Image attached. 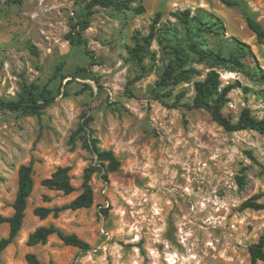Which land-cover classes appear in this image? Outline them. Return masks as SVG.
I'll list each match as a JSON object with an SVG mask.
<instances>
[{"label": "rangeland", "instance_id": "rangeland-1", "mask_svg": "<svg viewBox=\"0 0 264 264\" xmlns=\"http://www.w3.org/2000/svg\"><path fill=\"white\" fill-rule=\"evenodd\" d=\"M86 1L0 3V101L17 99L23 83L55 94L39 116L10 111L0 102L1 216L14 212L21 165L32 164L34 181L21 229L1 252L0 264H29L28 253L53 264H251L248 248L264 235V207L241 203L258 194L255 201L264 205V136L250 129L227 131L205 109L172 104L182 90V101H190L193 82L215 70L221 87L238 84L227 94L224 115L236 121L249 108L264 118V84L248 73L254 60L240 55L245 70H238L191 54L188 66L197 72L188 81L167 87L157 81L172 45H189L190 33L179 18L186 9L189 18L197 17L190 35H197L201 49L237 55L235 37L249 45L264 73V45L257 43L242 10L221 0H134L130 9L95 7L82 31L84 42L71 43L68 35L78 30ZM240 1L264 27V0ZM198 8L220 17L222 29L198 18ZM156 13L160 19L154 24ZM200 21L207 23L202 30ZM152 25V54L141 68L129 60L127 47L148 35ZM86 118L89 126L80 131ZM91 139L119 159L116 171L97 161L88 147ZM65 166L73 192L41 185ZM90 166L96 167L90 207L45 218L34 214L36 207L70 203L82 192ZM49 225L76 234L90 249L65 245L57 232L44 243H27L37 227ZM8 231L7 223L0 225V237Z\"/></svg>", "mask_w": 264, "mask_h": 264}, {"label": "trees", "instance_id": "trees-1", "mask_svg": "<svg viewBox=\"0 0 264 264\" xmlns=\"http://www.w3.org/2000/svg\"><path fill=\"white\" fill-rule=\"evenodd\" d=\"M24 0H0V3L5 5L21 4ZM134 0H89L86 1L84 9L86 10L85 15L79 20L77 25L78 30L75 33H69L68 39L71 43L84 42L82 31L89 26V16L93 13L95 7L112 8L115 10H124L132 8L131 2ZM225 5L229 7H239L242 10L243 15L246 18V22L250 30L255 34L257 43L264 45V27L262 24L254 18L247 9H245L243 3L240 0H221ZM137 12L141 13L144 11V7L139 5L136 8ZM199 16L206 17L213 21V25H216L218 29H222L223 21L216 14L206 11L203 8H198ZM197 15V13L195 14ZM190 17V10L186 9L179 12V18L185 25L187 33L191 34V29L196 28L197 24L191 27V21L194 18ZM160 19V13H156L153 23L156 24ZM197 22V17L196 20ZM207 24L199 22V25ZM198 25V26H199ZM204 27H199L203 29ZM189 34V45L185 47L182 43H175L170 48L172 55L171 59L164 67V70L157 81L159 87L176 86L181 82L188 81L191 75L197 71L192 67L188 66L191 61V54H194L199 59H209L215 64L228 66L231 69L245 70V65L239 59L240 55L244 57L249 55L255 62L254 71L248 72L253 78L261 81L264 84V73L258 65L253 52L250 50L249 45L238 40L235 37H231L237 47V55H223L219 51L201 49L197 41V35L193 33ZM155 37V25H152L151 31L148 35L137 38L133 46H128L127 51L129 54V60L135 62L139 67L144 68V59L148 56L151 57L152 52L150 51V45ZM80 69V68H79ZM82 70V69H80ZM221 81L219 74L215 70L209 71L206 76L201 80H195L193 82L194 95L190 101H182L185 97V91H180L175 95V101L172 106H184L185 108L191 109H205L207 110L212 119L222 126L227 131H240V130H255L264 136V118H258L253 115L249 108L242 109L239 118L233 121L228 116L224 115L222 108L228 101L227 94L232 88L237 85H227L221 87ZM55 99V94L47 89L46 87L39 89L34 83H23L21 91L18 93L17 99L0 101L1 106L7 108L10 111L21 112L25 115H40L43 110L48 107ZM90 118H86L79 125L80 131H86L89 126ZM88 147L94 155L97 157V161L105 167L106 171H116L120 166L119 159L114 155L111 150L101 149L97 144L96 139H91L88 142ZM94 166L85 168L83 173V181L81 184L82 192L77 195L70 203L62 206H54L52 208L36 207L34 214L40 218H45L49 214L54 216L58 215L59 212L64 210H75L79 208H88L93 203V188L90 183L91 175L95 171ZM33 167L32 164H23L19 167L18 171V186L16 191V197L13 204L14 212L11 216L5 217L0 215V225L7 223L9 231L7 236L0 237V254L1 252L13 241L18 231L21 229L24 211L26 208L27 198L33 189ZM106 178V176H105ZM69 175V167H58L49 177L43 178L40 182L41 185L48 189L61 191L64 194H69L75 190V187L71 183ZM260 195H253L247 198L241 203L242 208H254L260 209L264 205L256 202ZM45 200L49 198L45 195ZM58 233L60 239L65 245L77 247L81 250H89L90 245L79 238L76 234H63L58 232L52 225L39 226L32 233L29 234L27 243L29 245H35L37 243H44L49 235L52 233ZM249 255L251 264H258L259 261L264 262V235L259 237L256 243L249 246ZM26 260L29 264H53V262L44 263L41 262L37 256L33 253L26 254Z\"/></svg>", "mask_w": 264, "mask_h": 264}]
</instances>
